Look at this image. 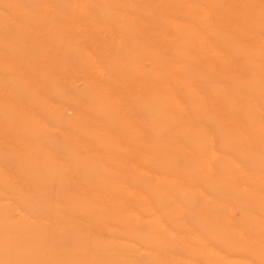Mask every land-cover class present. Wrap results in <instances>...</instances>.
Instances as JSON below:
<instances>
[{"label":"rangeland","instance_id":"1","mask_svg":"<svg viewBox=\"0 0 264 264\" xmlns=\"http://www.w3.org/2000/svg\"><path fill=\"white\" fill-rule=\"evenodd\" d=\"M145 1L0 0V264L20 263L18 241L41 243L27 264H96L104 238L147 239L156 233L149 218L141 223L129 214L138 205L144 215L146 205L130 190L147 192L158 203L155 189L168 185L158 179L159 124L177 126L178 106L170 96L173 78L182 73L169 50L178 36L186 48L187 26L176 21L186 23L193 10L181 12L185 0ZM149 23L161 32L157 54L164 62V71L149 78L154 82L120 68L128 61L147 72L151 62L143 36ZM187 213L195 223V212Z\"/></svg>","mask_w":264,"mask_h":264},{"label":"bare ground","instance_id":"2","mask_svg":"<svg viewBox=\"0 0 264 264\" xmlns=\"http://www.w3.org/2000/svg\"><path fill=\"white\" fill-rule=\"evenodd\" d=\"M185 1L181 12L191 8L193 12L186 23L180 17L182 22L176 21V25L187 26L189 33L182 36L186 48L180 46L179 36L178 45L169 46L182 72L173 78L175 93L171 91L170 96L178 106L177 126L159 124L163 151L158 179L168 185L155 189V195L160 196L158 203L155 197L144 194L147 192L143 195L141 190H130L146 205L144 215L138 205L129 207V214L141 223L149 218L156 233L147 239L133 233V237L120 241L104 238L99 242L101 256L96 264H264V0H214L216 5L209 0ZM144 33L151 62L147 72L141 70V64L131 65L128 61H122L120 68L149 79L164 66L157 54L161 32L151 26ZM171 128L176 130L174 134H170ZM187 212H195V223L187 219ZM147 224L145 227L151 228ZM3 226L7 236L9 228ZM18 243L15 250L19 252V264H27L29 254L41 248L39 242ZM137 253L153 261L142 262Z\"/></svg>","mask_w":264,"mask_h":264}]
</instances>
